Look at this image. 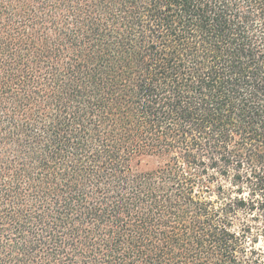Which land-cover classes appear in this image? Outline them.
Instances as JSON below:
<instances>
[{"label":"trees","instance_id":"trees-1","mask_svg":"<svg viewBox=\"0 0 264 264\" xmlns=\"http://www.w3.org/2000/svg\"><path fill=\"white\" fill-rule=\"evenodd\" d=\"M262 243L264 0H0V264Z\"/></svg>","mask_w":264,"mask_h":264},{"label":"rangeland","instance_id":"rangeland-1","mask_svg":"<svg viewBox=\"0 0 264 264\" xmlns=\"http://www.w3.org/2000/svg\"><path fill=\"white\" fill-rule=\"evenodd\" d=\"M158 161L154 157H142L135 162V168L139 171H146L157 166Z\"/></svg>","mask_w":264,"mask_h":264},{"label":"clouds","instance_id":"clouds-1","mask_svg":"<svg viewBox=\"0 0 264 264\" xmlns=\"http://www.w3.org/2000/svg\"><path fill=\"white\" fill-rule=\"evenodd\" d=\"M227 187V186H226ZM248 195L247 192L244 193V196L246 197ZM258 247H264V243H262L261 245H259Z\"/></svg>","mask_w":264,"mask_h":264}]
</instances>
